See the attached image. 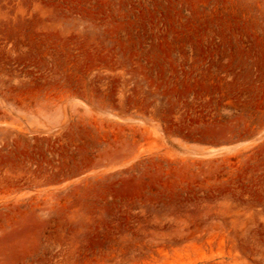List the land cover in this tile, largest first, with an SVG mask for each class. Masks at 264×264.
<instances>
[{"label": "rangeland", "instance_id": "rangeland-1", "mask_svg": "<svg viewBox=\"0 0 264 264\" xmlns=\"http://www.w3.org/2000/svg\"><path fill=\"white\" fill-rule=\"evenodd\" d=\"M0 264H264V0H0Z\"/></svg>", "mask_w": 264, "mask_h": 264}, {"label": "crops", "instance_id": "crops-1", "mask_svg": "<svg viewBox=\"0 0 264 264\" xmlns=\"http://www.w3.org/2000/svg\"><path fill=\"white\" fill-rule=\"evenodd\" d=\"M78 107H71L66 110H60L59 112H55L49 122L46 124V128L50 130V134L52 137L64 139L66 137H78L82 132V128L84 127L83 122L86 123L88 127L90 124L89 130L92 131L94 128L96 129L101 141H104L105 147H103L100 151V154H105L106 162L101 166H105V169L117 170L121 168H126L131 164L132 161V136L129 135L128 137L124 138V141L116 148L109 146L108 142H106L107 138L110 135H116L114 133L110 134L109 131L104 130L106 127H121L125 128L128 125H132L131 115H125L121 111L120 112H106L100 110L98 114L93 112H89L87 110H81V113L75 115ZM76 109V110H74ZM76 111V112H75ZM80 115V116H78ZM90 133V132H89ZM105 139V140H103ZM113 152L114 155L111 157V162H109V153ZM72 156V160L75 161L74 167L75 168H86L89 166L86 163V160L94 159V152H87L85 154L76 153ZM100 167V166H99ZM79 175L80 173H68L64 176H71V175ZM67 181L66 178L58 180V182L62 183Z\"/></svg>", "mask_w": 264, "mask_h": 264}]
</instances>
